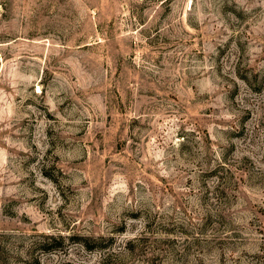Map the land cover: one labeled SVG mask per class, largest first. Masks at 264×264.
I'll list each match as a JSON object with an SVG mask.
<instances>
[{
  "label": "rangeland",
  "instance_id": "obj_1",
  "mask_svg": "<svg viewBox=\"0 0 264 264\" xmlns=\"http://www.w3.org/2000/svg\"><path fill=\"white\" fill-rule=\"evenodd\" d=\"M0 264H264V0H0Z\"/></svg>",
  "mask_w": 264,
  "mask_h": 264
}]
</instances>
